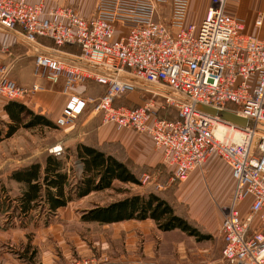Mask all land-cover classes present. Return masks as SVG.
Listing matches in <instances>:
<instances>
[{"label":"built area","instance_id":"1","mask_svg":"<svg viewBox=\"0 0 264 264\" xmlns=\"http://www.w3.org/2000/svg\"><path fill=\"white\" fill-rule=\"evenodd\" d=\"M189 1L98 0L94 16L86 19L71 6L47 9L45 0H0V30L37 48L34 77L60 87L68 97L55 121L65 134L75 130L87 111L105 126L146 133L164 154L171 184L202 170L212 155L222 158L235 180L231 207L221 224L224 258L229 264H264V14L254 20L259 34L253 35L243 20L227 12L229 0H211L196 27L186 22ZM42 40L54 48L44 47ZM65 46L79 53L59 50ZM0 50L6 52L8 46ZM10 69L0 56V96L7 101L26 104L45 91L38 83L19 86L9 78ZM90 83L103 88L100 96L86 94ZM142 85L165 90L162 96L178 109V119L160 118L155 101L137 108L116 105ZM224 111L246 119L247 125L227 121L220 114ZM49 153L63 158L64 144ZM151 180L146 174L141 182ZM247 198L253 199L250 215L242 218L239 206ZM258 217L260 226L253 229Z\"/></svg>","mask_w":264,"mask_h":264},{"label":"rangeland","instance_id":"2","mask_svg":"<svg viewBox=\"0 0 264 264\" xmlns=\"http://www.w3.org/2000/svg\"><path fill=\"white\" fill-rule=\"evenodd\" d=\"M261 2L262 6H254L242 14L250 25L253 24L257 15L264 13V0ZM205 5L206 0L189 1L187 24L198 27L200 12ZM64 6L70 5L65 4ZM50 46L54 48L53 44ZM73 49L75 53L79 52L76 47ZM59 50L70 52L64 48ZM9 57L8 54L4 65L11 67L12 61L9 60ZM11 72L12 68L8 73L10 79H12ZM33 77L30 69H24L22 78L26 83L33 82ZM17 84L21 86L19 83ZM50 87L48 86L49 89H51ZM57 88L61 91L60 87L53 88V90ZM142 88V90L132 93L133 95H128L130 99H123L128 103V107L155 101L164 118L178 116V109L169 105L163 97L167 93L165 90L146 85H142ZM86 90L87 95L94 97L100 96L103 92V88L93 83L88 84ZM152 90L158 92L160 96L153 97L150 92ZM5 101L6 99L0 96V129L5 128L4 124L8 122L7 116L1 109L2 103ZM40 111L39 109L35 112L39 113ZM77 123L81 138L85 142L95 144L96 132L104 126L101 118L94 115L93 112L87 111L79 117ZM65 135L61 129L21 128L13 137L0 143V180L7 185L12 197L19 195L22 187L9 181V175L16 169L28 166L33 162H43L46 155L50 154L49 150L53 146L59 142H65ZM78 142L68 140L64 143L66 156L68 150H73ZM99 148L120 160L129 159L131 168L137 170L140 185L116 184L111 191L97 196L96 201L106 206L127 196L137 194L136 191L140 192V188H143L141 190H144V193L140 195H147L152 192L159 194L171 204L177 215L183 217L201 234L209 236L208 239H198L180 230L174 233L162 232L152 221L143 224L123 222L113 225L83 223L80 221L81 212L90 204L79 200L60 209L51 220L46 215L43 218H38L33 214L26 223L21 224L19 220L11 221L7 216H0V264H84V262H91L92 260L101 262L102 258L107 259L104 264H128L130 253L126 248L128 237L131 236L136 248L133 252L138 256L137 260H141V264H229L223 255V237L221 228L219 230L216 221L213 219V209L209 207L207 215L200 220L190 200L179 196L180 185L187 182L188 179L184 182L171 184V173L163 164L149 166L138 163L128 155L125 148L118 142H105ZM80 170V167L73 166V176L79 178ZM146 174H150L152 180L143 185L141 179ZM158 184L166 186V189H157L156 185ZM217 207L222 222L224 214L231 207V203L229 205L219 203ZM208 218L211 219V222ZM23 256L26 259H23Z\"/></svg>","mask_w":264,"mask_h":264},{"label":"trees","instance_id":"3","mask_svg":"<svg viewBox=\"0 0 264 264\" xmlns=\"http://www.w3.org/2000/svg\"><path fill=\"white\" fill-rule=\"evenodd\" d=\"M63 48L75 53L72 46ZM123 99L130 98L125 96L118 100L116 105L128 106ZM141 105L131 106V108ZM2 109L8 122L4 124L5 128L0 129V143L13 137L21 128L59 129L53 120L35 112L25 103L7 101ZM158 116L172 121L178 119V116L164 118L160 110ZM78 135L77 123L75 130L65 135L64 141L76 139ZM70 156H73L74 162L82 168L79 178L74 177L72 169L68 168ZM130 164L129 159L123 161L98 147L78 142L75 148L68 150V155H64L63 158L48 154L43 162H33L13 171L8 177L9 181L22 187L21 193L15 197L11 196L7 185L0 180V216H7L11 221L19 220L21 224L26 223L33 214L38 218L46 215L51 220L60 209L66 208L70 203L82 200L92 193L113 189L116 183L138 186L140 185L139 175ZM147 220L153 221L162 232L180 230L202 240L209 237L201 234L183 217L177 215L167 200L153 192L147 195L133 194L106 206H95L83 210L80 217L83 223L101 225ZM23 259L26 257L23 256Z\"/></svg>","mask_w":264,"mask_h":264},{"label":"crops","instance_id":"4","mask_svg":"<svg viewBox=\"0 0 264 264\" xmlns=\"http://www.w3.org/2000/svg\"><path fill=\"white\" fill-rule=\"evenodd\" d=\"M40 1L41 0H27V2L30 4H37ZM45 1H46L47 9H54L60 6H64L65 4H68L74 7L76 10L78 9L77 10L78 13L86 19H91L94 16L98 2V0H45ZM210 3L211 0H206V5L200 12V18L198 19L199 24L202 22L205 13L208 7L210 6ZM257 5L260 6L263 5L261 0H229L227 4V12L230 15L243 20L246 24L248 33L253 35H258L259 31L254 27V22L253 24L250 25L247 19H245L242 15L244 14V12L249 11V9ZM77 6H80V8H77ZM239 12L241 13V15ZM260 14H264V13H260ZM42 43L44 47H48L49 45L48 44L49 42L47 40L42 41ZM2 46H8L7 53L2 52L0 50V56L3 59V62H5L9 54L10 56L9 60L12 61L11 77L13 80H15L23 87L29 88L33 84L38 83L45 88L44 92H40L31 99L27 100L26 105L31 109H33L34 111H39L40 109L41 111L39 113L46 115L55 122L62 115L63 109L65 108L66 103L68 101V97L63 95L62 92L58 90V88L56 90H53V88L56 87H50L51 85H49L45 81L42 80L38 81L39 79L33 77V82L26 83L22 78V73L24 69L28 68L33 73L34 55H35V51H37V48L28 44V42L23 37H21L16 33L4 32L0 30V47L2 48ZM65 53L75 54L73 52H65ZM48 86L51 89H49ZM6 102L7 100L2 104L4 105ZM78 137H79L78 139L76 138L71 140H76V142L79 141L86 144H90L98 148L105 142H118L125 148V150L128 152V155L138 163L146 164L149 166H155L157 164L163 163V158H164L163 152L155 148L151 136L146 133H138L134 130L126 129V128L117 129V127L114 125H106V126L104 125L103 127H100L96 132L95 144L93 142L91 143L85 142L84 139L81 138L80 134ZM64 143L65 142H63V144ZM72 165L74 167L78 166L81 168L80 165L74 162L73 156H70V160L68 162V168L72 169L73 167ZM81 172H82V168L80 170V176H81ZM116 184H122V183H116ZM122 185H127V184H122ZM141 189L143 188H140V192L136 191V193L137 194L144 193V190ZM111 190L112 189L102 192L92 193L89 196L80 200V202L86 201L87 204H90V206L85 207L83 210H87L95 206H104L103 203L96 201V197L104 192L107 193ZM234 191H235V180L232 176V171L230 167L227 165V163L217 154L212 155L207 160L202 170L196 169L192 171L190 173L187 182L181 184L178 189L179 196L186 200L187 199L190 200V202L194 205L195 212L199 217V219L204 218L207 215L209 207L212 208L213 216H214L213 219L216 221V225H218L219 230L221 228V226L219 225L220 223L222 224V222L220 219V214L218 211L217 204L223 203L229 205L232 201ZM252 202H253L252 198H247L239 206V210L242 218H247L250 215ZM208 219L209 221L211 220L210 218ZM218 219H219V223H218ZM206 221L208 220L206 219ZM128 222L143 224V223L151 222V220L142 221V222L140 221H128ZM259 226H260V219L258 217L256 218L253 224V229L258 228ZM177 231L178 230L172 231V233ZM167 233H171V232H167ZM127 248L126 250H128L130 253L129 260L127 263L141 264L140 262L141 260L140 259L137 260L138 256L135 254V252H133L135 251L136 248L132 236L128 237ZM131 253H133V255H131Z\"/></svg>","mask_w":264,"mask_h":264},{"label":"water","instance_id":"5","mask_svg":"<svg viewBox=\"0 0 264 264\" xmlns=\"http://www.w3.org/2000/svg\"><path fill=\"white\" fill-rule=\"evenodd\" d=\"M204 111L206 113L212 114V115H216L218 113V111L211 109V108H204ZM227 121L237 124L239 126H246L247 125V120L244 118H240L239 116L231 113V112H221L220 113Z\"/></svg>","mask_w":264,"mask_h":264},{"label":"bare ground","instance_id":"6","mask_svg":"<svg viewBox=\"0 0 264 264\" xmlns=\"http://www.w3.org/2000/svg\"><path fill=\"white\" fill-rule=\"evenodd\" d=\"M221 133H223V127L219 126L218 135H221Z\"/></svg>","mask_w":264,"mask_h":264}]
</instances>
